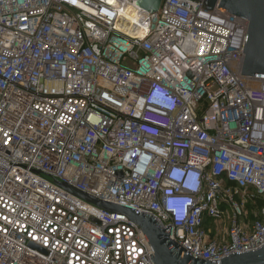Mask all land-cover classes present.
I'll return each instance as SVG.
<instances>
[{
  "label": "built area",
  "instance_id": "obj_1",
  "mask_svg": "<svg viewBox=\"0 0 264 264\" xmlns=\"http://www.w3.org/2000/svg\"><path fill=\"white\" fill-rule=\"evenodd\" d=\"M117 19L105 0H0V264H154L125 215L53 179L170 226L194 259L264 246V79L241 76L248 22L204 0H162L143 38ZM194 171L190 194L172 174ZM174 197L186 215L166 209Z\"/></svg>",
  "mask_w": 264,
  "mask_h": 264
},
{
  "label": "water",
  "instance_id": "obj_2",
  "mask_svg": "<svg viewBox=\"0 0 264 264\" xmlns=\"http://www.w3.org/2000/svg\"><path fill=\"white\" fill-rule=\"evenodd\" d=\"M129 1L149 15L156 14L162 2V0ZM204 5L207 10L217 6L218 9L248 22L241 76L264 79V0H204ZM53 184L108 213L125 215L142 231L153 253L150 259L154 264H264V246L251 252L234 253L219 261L194 259L190 253L168 239L170 226L164 230L152 216L116 204L98 201L67 183H59L55 179Z\"/></svg>",
  "mask_w": 264,
  "mask_h": 264
},
{
  "label": "bare ground",
  "instance_id": "obj_3",
  "mask_svg": "<svg viewBox=\"0 0 264 264\" xmlns=\"http://www.w3.org/2000/svg\"><path fill=\"white\" fill-rule=\"evenodd\" d=\"M118 14L116 28L122 33L135 37L143 38L148 33L144 23L147 20L146 12L136 8L127 0H105Z\"/></svg>",
  "mask_w": 264,
  "mask_h": 264
},
{
  "label": "clouds",
  "instance_id": "obj_4",
  "mask_svg": "<svg viewBox=\"0 0 264 264\" xmlns=\"http://www.w3.org/2000/svg\"><path fill=\"white\" fill-rule=\"evenodd\" d=\"M173 181L177 184L183 183V189L190 193L196 194L200 188V179L198 177V172L194 171L193 173H186L184 176L181 173L173 172ZM166 209H172L169 211L171 213H179L180 215H186L191 207L188 204V199L184 197H174L166 202Z\"/></svg>",
  "mask_w": 264,
  "mask_h": 264
},
{
  "label": "rangeland",
  "instance_id": "obj_5",
  "mask_svg": "<svg viewBox=\"0 0 264 264\" xmlns=\"http://www.w3.org/2000/svg\"><path fill=\"white\" fill-rule=\"evenodd\" d=\"M130 4H132L133 6H135L136 8H138L135 4H133L132 2H130L129 0H127ZM216 226H217V228H222L223 226H222V223H216L215 224ZM228 227V223H226L225 224V228H227Z\"/></svg>",
  "mask_w": 264,
  "mask_h": 264
}]
</instances>
